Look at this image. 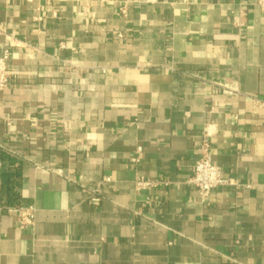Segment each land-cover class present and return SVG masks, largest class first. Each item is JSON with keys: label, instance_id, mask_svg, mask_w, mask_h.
<instances>
[{"label": "crops", "instance_id": "crops-1", "mask_svg": "<svg viewBox=\"0 0 264 264\" xmlns=\"http://www.w3.org/2000/svg\"><path fill=\"white\" fill-rule=\"evenodd\" d=\"M5 47L0 264H264L255 0H0Z\"/></svg>", "mask_w": 264, "mask_h": 264}, {"label": "built area", "instance_id": "built-area-1", "mask_svg": "<svg viewBox=\"0 0 264 264\" xmlns=\"http://www.w3.org/2000/svg\"><path fill=\"white\" fill-rule=\"evenodd\" d=\"M255 5L260 9H264V0H255ZM9 57V49L3 48L0 53V91L6 90L9 85ZM187 182L197 189L203 199L207 198L209 193L217 187L230 184L229 179L222 175L220 168L211 161L206 141L202 144L201 155L194 163L192 174ZM136 184L140 187L148 183L139 179ZM33 217L34 209L29 207L26 210L19 211L18 223L21 227H24L33 220Z\"/></svg>", "mask_w": 264, "mask_h": 264}]
</instances>
